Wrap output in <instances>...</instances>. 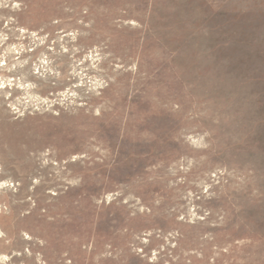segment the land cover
Wrapping results in <instances>:
<instances>
[{
    "label": "rangeland",
    "instance_id": "374dc122",
    "mask_svg": "<svg viewBox=\"0 0 264 264\" xmlns=\"http://www.w3.org/2000/svg\"><path fill=\"white\" fill-rule=\"evenodd\" d=\"M0 264H264V0H0Z\"/></svg>",
    "mask_w": 264,
    "mask_h": 264
}]
</instances>
